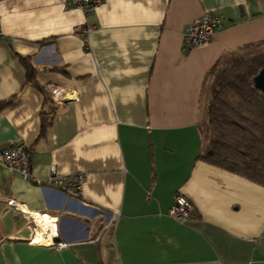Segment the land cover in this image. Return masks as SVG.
Wrapping results in <instances>:
<instances>
[{
    "label": "crops",
    "instance_id": "0c3cea01",
    "mask_svg": "<svg viewBox=\"0 0 264 264\" xmlns=\"http://www.w3.org/2000/svg\"><path fill=\"white\" fill-rule=\"evenodd\" d=\"M206 11L221 25L189 48L185 28ZM0 24V103L13 100L0 109V264H264V185L199 156L206 76L225 53L264 42V0H103L91 13L0 0ZM9 144L31 147L43 186L3 161ZM53 166L86 172L84 196L50 185ZM178 193L194 204L187 221L169 212ZM10 199L56 218L67 247L32 242L43 228Z\"/></svg>",
    "mask_w": 264,
    "mask_h": 264
},
{
    "label": "trees",
    "instance_id": "16d2710c",
    "mask_svg": "<svg viewBox=\"0 0 264 264\" xmlns=\"http://www.w3.org/2000/svg\"><path fill=\"white\" fill-rule=\"evenodd\" d=\"M22 62L27 80L44 90L31 60L23 57ZM263 67L264 42L225 53L209 71L199 110V156L264 185V93L253 81ZM11 103L1 102L0 109ZM51 112H43V132Z\"/></svg>",
    "mask_w": 264,
    "mask_h": 264
},
{
    "label": "built area",
    "instance_id": "2783aa9c",
    "mask_svg": "<svg viewBox=\"0 0 264 264\" xmlns=\"http://www.w3.org/2000/svg\"><path fill=\"white\" fill-rule=\"evenodd\" d=\"M102 1L103 0H67V5L69 7L80 8L85 11V13H91ZM221 22V16L214 11H206L201 16L193 19L184 31V39L187 47L191 48L209 43L217 29L220 27ZM91 29L92 28L90 26H86L83 28V33L85 35L88 34ZM2 36L3 30L0 24V38ZM48 91L52 99L57 104H63L69 98L68 90L62 86L49 84ZM2 159L12 170L19 172L25 179L31 180L40 186H43L41 180L35 178L31 171V147L14 144L6 145L2 148ZM51 170L52 175L49 179L50 185L58 188L71 198H81L84 196V184L87 179L86 172L61 175L57 173L54 166ZM8 203L20 212L24 213L28 219L36 224V227H41L40 223H52V225L46 226V229L36 232L32 242L35 244L54 246L57 249L67 247L68 243L66 241L55 240L58 236L57 224L54 223L56 218H53L46 213H29L24 211V209L20 206V203L15 199H10ZM193 208V201L184 194L178 193L169 212L176 218L182 221H187L191 217Z\"/></svg>",
    "mask_w": 264,
    "mask_h": 264
},
{
    "label": "water",
    "instance_id": "95a60500",
    "mask_svg": "<svg viewBox=\"0 0 264 264\" xmlns=\"http://www.w3.org/2000/svg\"><path fill=\"white\" fill-rule=\"evenodd\" d=\"M253 81L255 87L264 93V67L254 76ZM55 240L60 241L61 238L57 237Z\"/></svg>",
    "mask_w": 264,
    "mask_h": 264
},
{
    "label": "bare ground",
    "instance_id": "6f19581e",
    "mask_svg": "<svg viewBox=\"0 0 264 264\" xmlns=\"http://www.w3.org/2000/svg\"><path fill=\"white\" fill-rule=\"evenodd\" d=\"M40 225L44 229L46 226L52 225V223H41Z\"/></svg>",
    "mask_w": 264,
    "mask_h": 264
}]
</instances>
